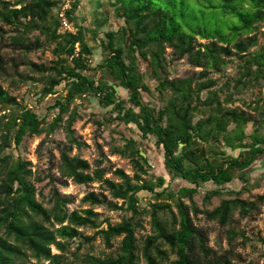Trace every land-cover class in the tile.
<instances>
[{"label":"trees","instance_id":"trees-1","mask_svg":"<svg viewBox=\"0 0 264 264\" xmlns=\"http://www.w3.org/2000/svg\"><path fill=\"white\" fill-rule=\"evenodd\" d=\"M101 1L122 25L105 34L101 44L107 56L93 66L94 52L89 49L85 29L77 16L79 0H73L65 9L62 0H0V20L18 31L11 38L15 47L26 51L41 48L40 37L33 40L30 36L35 31L55 46L54 66L25 62L34 72L42 74L39 79L31 78L44 85L42 97L57 94L62 84L68 88L67 96L56 103L59 115L46 124L37 113L21 107L0 85V105L11 107L9 114L0 117V264H71V242L84 237L82 228L98 230L97 234L103 236L113 251L103 257L85 258L73 253L78 264H237L233 258L218 256L209 248L206 235L194 225L183 198L193 202L198 188L211 183L216 188L206 195L210 201L221 195L228 184L245 180L247 170L264 156V106L259 101L250 106L261 114V120H255L242 108L229 106L233 103L232 94L222 100L221 91L215 88L217 82L209 77L210 71L220 73L225 69L227 58L237 56L241 76L236 78L235 87L264 84V34L260 33L264 0ZM218 10L222 11V20L208 18ZM64 20L74 31L65 29ZM198 38L210 42L203 44ZM169 49L174 57H187L195 67L204 70L186 78L166 77ZM147 66L164 101L160 108L143 101V93L154 96L142 71ZM117 87L129 91L128 101L119 98ZM205 92L207 95L203 97ZM89 97L98 99L105 108L113 107L108 121L117 114V121L137 126L144 140L153 137L157 148L164 151L170 176L193 188L174 192L166 186L164 177L144 178L150 176L151 166L141 151V143L134 139L114 149V154L130 160L134 177L118 169L115 175L120 181H115L106 178L105 169L93 170L87 160L71 157V148L83 145L73 130L77 120L73 112L64 127L70 147L61 152L62 177L80 185L101 183L122 204L95 192L83 201L91 206L125 210L132 216L117 224L106 221L107 229H101L104 222L100 221L99 213L93 208L70 212L71 199L58 190L50 193V207L39 201L36 183L43 179L33 171L31 162L7 150L13 143L19 147L26 137L53 134L64 121L63 115L69 113L70 105ZM251 122L256 128L247 134ZM239 148L243 152L235 157L231 152ZM157 189L162 190L157 193ZM143 191L156 193L157 199L172 203L151 205L153 234L140 240L138 232L144 227L142 217L147 212L140 205L139 194ZM252 206L240 198L223 200L219 207L204 213L211 220L227 224L235 211L249 213ZM192 208L198 212L195 206ZM121 237L115 249L113 241ZM92 239L85 237L88 241Z\"/></svg>","mask_w":264,"mask_h":264},{"label":"rangeland","instance_id":"rangeland-1","mask_svg":"<svg viewBox=\"0 0 264 264\" xmlns=\"http://www.w3.org/2000/svg\"><path fill=\"white\" fill-rule=\"evenodd\" d=\"M16 1V0H11ZM30 1V0H26ZM62 8H69L73 0H62ZM81 5L77 14L87 23L89 18L88 10L98 13L92 3L95 0H79ZM103 12L107 20L106 27L100 34V42L105 40V34L109 31H117L122 22L115 19L114 12L109 14L108 7L102 3ZM93 6V7H92ZM203 8V7H202ZM99 15V14H97ZM209 19L212 21L222 20L224 17L222 11L218 10L215 14L210 13ZM224 21V20H223ZM82 24L81 19L79 21ZM260 33L264 34V24L260 25ZM228 25L224 29H228ZM74 31V27H73ZM18 31L16 28L5 25L0 20V85L4 90L8 91L11 96L15 97L21 107L31 109L37 113L40 118L45 119L46 124H51L59 115L60 108L56 107L58 100H63L68 94V88L62 84L57 89V94L42 97L44 85L41 82L33 81L31 78L39 79L42 74L34 72L29 65H26V60L47 67L54 66L57 57L54 54L55 46L46 42L45 36L40 35L35 31L30 36L33 40L40 37L43 43L41 48H33L30 51L19 50L15 47L11 38L16 36ZM198 41L206 44L210 41L198 38ZM106 54L103 48L94 52L91 58L93 66H97L105 58ZM168 70L164 74L170 79L186 78L196 76L203 68L195 67L187 57L178 59L171 54V50H167ZM238 57L233 56L227 58V66L218 73L210 71L209 77L217 82L216 89L220 90L221 99H225L227 95L232 94L233 103L229 104L232 107H240L247 111L255 120H261V114L250 109V106H256L255 102L259 101L264 106V84L253 87H235L236 78L240 77L239 68L237 66ZM142 71L147 75V68L142 67ZM149 83L154 96L143 93V101L153 108H160L164 105L161 95L157 93V82L151 78ZM118 96L121 99L128 101L130 97L129 91L117 87ZM207 93L203 94L206 97ZM130 103L127 104L129 107ZM110 107H103L98 99L89 97L87 99H77L70 105L69 113L64 114V121L60 123V128L47 136L26 137L24 142L17 147L15 143L12 148L7 150V153L13 152L16 157L20 156L25 161L32 163L33 171L39 175L43 181L36 183L38 190V199L44 202L46 207H50L49 198L52 190H58L61 195L67 196L72 203L68 206L70 212L74 210H83L93 208L99 213L100 221L104 222L101 229H107L109 221L111 224H117L123 221L124 218L132 216L131 212L125 210H112L106 205L91 206L90 203H85L83 199L90 193L105 194L109 201L122 204L121 200H115L107 191L106 187L101 183H92L80 185L72 179L63 178L59 169L61 165L62 150L70 147L67 145V138L64 127L70 115L75 112L77 120L73 125L75 136L83 144L81 147L73 146L70 150V156H79L87 160L92 169L103 168L107 171L106 178L120 181L115 175V171L123 169L128 175L134 177L135 171L132 163L128 158L114 154V149L124 147L128 140L134 139L141 143V151L148 159L150 176L144 175V178L150 179L151 175L164 177L166 186L170 191L178 192L181 188L192 185L170 176L165 167V157L162 148H157L155 139H143L141 132L137 126L124 124L116 120L117 114L111 118ZM11 107H3L0 105V117L4 114H9ZM256 126L251 122L246 129L247 134L253 133ZM240 151L239 156L241 155ZM233 155L236 151L231 152ZM246 179H237L232 184H228L223 193L219 196H214L210 201L206 200L208 191L216 188L215 185L209 183L198 188V193L195 194L193 202L189 198H183V201L189 206L193 223L207 237V244L218 256H228L234 259L237 264H264V156L258 158L255 163L247 170ZM246 171V172H247ZM162 189H157V193ZM140 205L146 209V213L142 217V227L138 232V237L143 240L147 235L153 234L152 226V204L157 202L172 203L171 200L157 199L156 193L143 191L139 194ZM245 200L253 204L249 213L237 210L233 213L230 223L222 224L219 221L211 220L204 213L205 210H214L219 207L223 200L237 199ZM195 206L198 212H195ZM173 211L178 214V209L173 205ZM170 218V214L168 215ZM58 227V226H56ZM84 237L77 238L71 242V255L69 256L71 264H78L79 261L73 253H77L80 258H85L87 255L103 257L111 254L113 249H110L102 235H98L96 229L82 228ZM93 237L91 241L85 240V237ZM123 238L114 239V248L116 249ZM114 249V250H115ZM54 252L57 253L55 248Z\"/></svg>","mask_w":264,"mask_h":264},{"label":"water","instance_id":"water-1","mask_svg":"<svg viewBox=\"0 0 264 264\" xmlns=\"http://www.w3.org/2000/svg\"><path fill=\"white\" fill-rule=\"evenodd\" d=\"M92 6L98 13L94 14L91 12V8L88 10L89 12V18L88 22L86 23L78 14L77 16L81 19L82 25L85 29L86 33V40L89 46V49L92 52H96L100 48H102V44L100 42V34L102 30L106 27V18L105 14L102 10L103 5L101 0H95L93 1ZM99 14V15H97ZM147 82L149 83L150 80V68L147 66ZM242 149H236L235 157H239L240 151Z\"/></svg>","mask_w":264,"mask_h":264},{"label":"built area","instance_id":"built-area-1","mask_svg":"<svg viewBox=\"0 0 264 264\" xmlns=\"http://www.w3.org/2000/svg\"><path fill=\"white\" fill-rule=\"evenodd\" d=\"M61 17H64V13L61 14ZM63 25H64L65 29L73 31V26L71 24H69L67 20L63 21Z\"/></svg>","mask_w":264,"mask_h":264}]
</instances>
